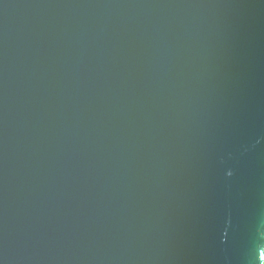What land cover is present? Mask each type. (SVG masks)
<instances>
[{"label": "water", "instance_id": "obj_1", "mask_svg": "<svg viewBox=\"0 0 264 264\" xmlns=\"http://www.w3.org/2000/svg\"><path fill=\"white\" fill-rule=\"evenodd\" d=\"M0 264H264V0H0Z\"/></svg>", "mask_w": 264, "mask_h": 264}]
</instances>
